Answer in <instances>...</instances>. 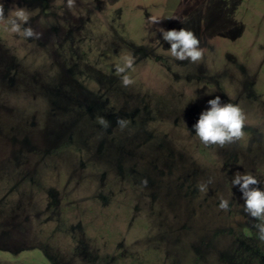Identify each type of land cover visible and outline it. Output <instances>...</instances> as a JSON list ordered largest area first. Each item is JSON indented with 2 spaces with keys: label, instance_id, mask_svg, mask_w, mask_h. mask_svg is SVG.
Instances as JSON below:
<instances>
[{
  "label": "rangeland",
  "instance_id": "1",
  "mask_svg": "<svg viewBox=\"0 0 264 264\" xmlns=\"http://www.w3.org/2000/svg\"><path fill=\"white\" fill-rule=\"evenodd\" d=\"M0 5V264H264L231 184L264 185V0ZM21 9L39 38L6 28ZM182 27L201 61L168 53ZM216 96L246 117L223 147L192 127Z\"/></svg>",
  "mask_w": 264,
  "mask_h": 264
},
{
  "label": "clouds",
  "instance_id": "2",
  "mask_svg": "<svg viewBox=\"0 0 264 264\" xmlns=\"http://www.w3.org/2000/svg\"><path fill=\"white\" fill-rule=\"evenodd\" d=\"M0 17H3V7L0 5ZM27 15L24 10H17L14 15L4 18L6 28L13 33L22 32L25 38H39L31 27H24L27 23ZM159 23V21H157ZM161 39L170 45L167 49L171 57L177 61H189L196 63L202 60L204 51L201 48V40L190 29L180 28L159 30ZM135 57L129 55L123 58L122 66L117 68L121 73L120 81L125 87L134 84V80L127 73L133 69ZM195 99V97L193 98ZM208 107L202 111L198 120L192 126L195 136L205 145L231 144L238 141L244 135L246 117L243 110L233 103H222L221 97L216 96L208 100ZM101 123L106 122L101 119ZM121 126L127 122L118 120ZM233 187L238 186L243 200L244 213L255 221L258 239L264 241V185L251 173H237L231 180ZM201 191L207 190V185H200ZM230 201L221 198L219 208L229 210Z\"/></svg>",
  "mask_w": 264,
  "mask_h": 264
}]
</instances>
